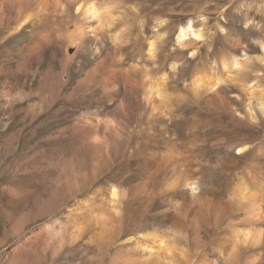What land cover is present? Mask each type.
<instances>
[{"label":"rangeland","instance_id":"obj_1","mask_svg":"<svg viewBox=\"0 0 264 264\" xmlns=\"http://www.w3.org/2000/svg\"><path fill=\"white\" fill-rule=\"evenodd\" d=\"M67 1L0 0V264H264V0Z\"/></svg>","mask_w":264,"mask_h":264},{"label":"bare ground","instance_id":"obj_2","mask_svg":"<svg viewBox=\"0 0 264 264\" xmlns=\"http://www.w3.org/2000/svg\"><path fill=\"white\" fill-rule=\"evenodd\" d=\"M72 1L77 3L76 9L80 8L81 0H70L67 1L68 4H72ZM101 8H106L104 6L97 7L96 3L92 0L88 2L87 6V12L91 13L92 15H96L95 13L101 10ZM201 29L194 28V21L191 19H187L184 22H182L178 28H177V34H176V43L181 47H186L190 44V39H198L201 37ZM260 46L264 50V41H259ZM154 50V41H149L148 43V51L152 52ZM222 69L216 70L215 68H208L204 70H199L196 73V78L193 80V85L195 90H198V88L202 87H208L209 89L214 88L216 86H219L223 80V77L225 76V73L228 71L227 64L222 63ZM160 79V80H159ZM163 78H153L148 86L146 87V90L150 92L152 90V93H156L157 96H160L163 98L165 86L164 82L162 80ZM249 88L252 89V84L249 85ZM200 90V89H199ZM216 93H219V90H216ZM259 93V92H258ZM260 100V110L264 114V90L260 91L259 96L256 97ZM116 189L112 188L110 191L111 198H115L117 196ZM246 195H249L248 190L245 192ZM250 205L256 206V202L254 199L250 200ZM250 230H242L240 231V234L242 235L241 242L246 243L252 240V235L250 234ZM254 237V236H253ZM163 244L161 243V246ZM170 264H174L173 262H170Z\"/></svg>","mask_w":264,"mask_h":264}]
</instances>
